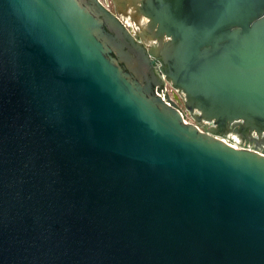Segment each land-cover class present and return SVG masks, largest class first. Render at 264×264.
I'll return each mask as SVG.
<instances>
[{
  "label": "water",
  "instance_id": "95a60500",
  "mask_svg": "<svg viewBox=\"0 0 264 264\" xmlns=\"http://www.w3.org/2000/svg\"><path fill=\"white\" fill-rule=\"evenodd\" d=\"M115 2L0 0V264H264V0Z\"/></svg>",
  "mask_w": 264,
  "mask_h": 264
},
{
  "label": "flooded vegetation",
  "instance_id": "af4514ba",
  "mask_svg": "<svg viewBox=\"0 0 264 264\" xmlns=\"http://www.w3.org/2000/svg\"><path fill=\"white\" fill-rule=\"evenodd\" d=\"M104 1V0H103ZM112 3H113V6H114V9L113 10H117V3L115 2V0H111ZM105 2V1H104ZM108 4V3H107ZM109 5V4H108ZM110 7V6H109ZM121 15L123 16V18L126 19V17H129V19L134 23L135 27H136V32H134L133 30V27L132 25L130 24L129 27L131 28L132 32L135 34V36L139 37L141 40H143V42L148 46L150 47L151 46V41L149 39V37L147 35L144 34L145 38L142 37L141 33H145V30H144V27H145V24H146V18L142 17V18H139L138 20L136 19V17L134 16L133 14V11L130 9V8H127V9H123L122 12H121ZM126 15V17L124 16ZM162 88H164L165 90H168L169 92H173L175 94V96H177V98L179 99V103L181 105L184 106V102H183V97L180 93H178L177 91H175L173 89V87L171 86V83L168 82L167 80H165V82H163V86ZM188 112V111H187ZM189 114V112H188ZM206 124V123H205ZM209 126H212V124H209ZM236 134H233V133H229V138L230 139H233L234 141L238 142L240 145L241 144H251L252 145H255L256 144V139L255 138H252L250 137L249 141L247 139H243L241 137H236L235 136ZM251 141V142H250Z\"/></svg>",
  "mask_w": 264,
  "mask_h": 264
},
{
  "label": "built area",
  "instance_id": "2783aa9c",
  "mask_svg": "<svg viewBox=\"0 0 264 264\" xmlns=\"http://www.w3.org/2000/svg\"><path fill=\"white\" fill-rule=\"evenodd\" d=\"M125 21H126V23H127L128 26L131 24L127 19H125ZM171 86H172V85H171ZM172 87H173V86H172ZM173 89H174L175 91H177L178 93H180V92H179L177 89H175L174 87H173ZM167 91H168V90H167ZM168 93H169L171 99H172L173 101H175V102L179 105V107L181 108L182 112L186 114V119H187V120H190V121H193V120L191 119L190 115L188 114V112H187L185 106H183V105H181V104L179 103V99L177 98V96H175V94H174L173 92H169V91H168ZM180 94H181V93H180ZM181 95H182V94H181ZM182 97H183V96H182ZM193 122H194V121H193ZM226 139H227L229 142H231V143H233V144H235V145L240 146V144H239L238 142L234 141L233 139H230L229 137H227Z\"/></svg>",
  "mask_w": 264,
  "mask_h": 264
},
{
  "label": "rangeland",
  "instance_id": "374dc122",
  "mask_svg": "<svg viewBox=\"0 0 264 264\" xmlns=\"http://www.w3.org/2000/svg\"><path fill=\"white\" fill-rule=\"evenodd\" d=\"M106 3H108L109 4V6L111 7V8H113L114 9V6H113V3H112V1L111 0H104ZM125 17H126V15H124ZM126 19L131 23V25H132V27H133V30H134V32H136V27H135V25H134V23L129 19V17H126Z\"/></svg>",
  "mask_w": 264,
  "mask_h": 264
},
{
  "label": "bare ground",
  "instance_id": "6f19581e",
  "mask_svg": "<svg viewBox=\"0 0 264 264\" xmlns=\"http://www.w3.org/2000/svg\"><path fill=\"white\" fill-rule=\"evenodd\" d=\"M236 137H238L237 135H235Z\"/></svg>",
  "mask_w": 264,
  "mask_h": 264
}]
</instances>
